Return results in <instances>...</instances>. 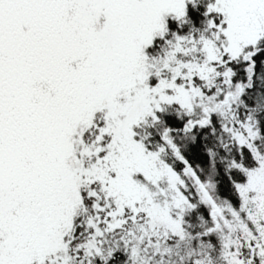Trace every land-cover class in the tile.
<instances>
[{"label": "rangeland", "instance_id": "rangeland-1", "mask_svg": "<svg viewBox=\"0 0 264 264\" xmlns=\"http://www.w3.org/2000/svg\"><path fill=\"white\" fill-rule=\"evenodd\" d=\"M195 1L0 0V264H44L66 246L81 179L98 184L110 231L139 213L165 231L194 209L189 197L210 205L161 151L146 149L143 134L174 105L193 115L195 78L213 88L222 76L228 83L226 59L250 60L264 41V0H207L210 38L166 40L168 21ZM158 39L164 56L151 57ZM95 110L97 134L86 144ZM202 111L204 124L210 110ZM238 192L241 210L227 207L229 215L244 220L245 204L259 201L249 219H264L263 165ZM216 204L221 228L228 216Z\"/></svg>", "mask_w": 264, "mask_h": 264}, {"label": "trees", "instance_id": "trees-1", "mask_svg": "<svg viewBox=\"0 0 264 264\" xmlns=\"http://www.w3.org/2000/svg\"><path fill=\"white\" fill-rule=\"evenodd\" d=\"M206 10L207 0L189 4L183 19L168 21L166 40L174 35L210 38ZM166 40H156L148 49L149 56L155 52L164 56ZM219 70L228 75V83L222 76L209 88L193 80L196 103L192 116L181 114L174 105L159 114L142 139L148 151H161L164 163L187 185L194 182L189 169L203 185H213L211 197L225 210L226 224L217 228L214 218L220 217L212 216V207L196 195L189 197L194 209L176 226L168 224L165 231L161 226L156 232L144 213L126 215L121 227L110 231L107 213L99 210L105 199L98 184L87 186L81 179L77 182L79 207L65 236L66 246L44 264H264L263 214L249 219L263 209L261 202H247L244 212L249 216L241 221L227 210H241L239 186L249 173L264 167V41L249 61L226 59ZM227 93L234 94L235 101L220 110L219 101ZM203 108L210 110L207 125L191 131V121L199 122L205 116ZM99 117L95 110L91 127L83 131L84 143L93 142ZM77 158L82 165L80 155Z\"/></svg>", "mask_w": 264, "mask_h": 264}, {"label": "water", "instance_id": "water-1", "mask_svg": "<svg viewBox=\"0 0 264 264\" xmlns=\"http://www.w3.org/2000/svg\"><path fill=\"white\" fill-rule=\"evenodd\" d=\"M235 100V95L230 94L228 96H226L225 100L223 102L220 103V109L223 107H226L230 104L231 101ZM205 113H208V111H206ZM208 123V119L205 120L204 124L196 122L195 124L191 125V131L193 129H195L198 126L201 127H205L206 124ZM189 174L190 176L194 179V181L196 182L198 188L200 189L201 193L204 195L206 201L210 204V206L212 207V216H218L220 218H222V213L220 211V208L217 206V204L215 203V201L213 200V198L211 197V195L209 194V192L206 190V188L204 187V185L200 182V180L198 179V177L195 175V173L193 172L192 169H189Z\"/></svg>", "mask_w": 264, "mask_h": 264}]
</instances>
